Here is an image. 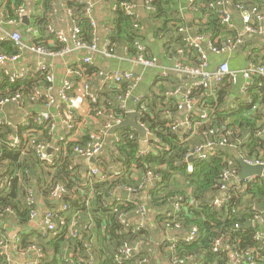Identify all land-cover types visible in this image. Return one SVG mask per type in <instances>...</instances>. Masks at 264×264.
Segmentation results:
<instances>
[{
    "label": "trees",
    "instance_id": "trees-1",
    "mask_svg": "<svg viewBox=\"0 0 264 264\" xmlns=\"http://www.w3.org/2000/svg\"><path fill=\"white\" fill-rule=\"evenodd\" d=\"M16 1L15 6L18 7L21 1ZM40 1L42 14L36 18V22L39 27L44 28L49 23L46 21L48 13L54 11L55 0ZM64 1L66 7L74 13V18L82 30V39L87 43L92 42V30L85 16L84 0ZM112 1L116 4L115 19L109 34V51L112 54L120 47H126L128 54L137 55L134 43L141 41L146 44L150 32L163 41L167 56H176L179 48L187 47L186 34L180 32L179 27L183 25L185 31L191 34L189 22L179 18L180 7H186L196 16L191 22L196 27L195 35H191H209V43L216 47H221L223 43H234L241 35L222 24L218 11L210 7L216 0H195L194 3L188 0H154L151 5L155 10L148 14V32L142 29L144 23L137 14L129 16L121 7L123 4H135L137 0ZM234 2L236 6L242 4L246 7H259L262 0H253V4L249 0ZM259 39L243 36L244 42L237 53H246L249 61L264 65V50L259 49L260 46L264 48V44ZM0 51L15 54L17 48L13 42L8 41L0 44ZM148 52L151 53L149 50ZM190 64L198 65V57H191ZM85 69L86 72H82L87 76L95 77L99 74V70L90 65L85 66ZM185 78L190 80L189 76H185L183 80L177 79L183 82ZM156 79V82L163 81L158 77ZM3 81L0 86V100L18 92L25 94L24 97L27 98L33 94L34 87L47 84L38 76L12 86ZM178 81L171 85L168 82L166 86H155L143 98V104H140L139 121L153 134L151 145L156 153L141 149L137 131L131 128L122 129L116 135L119 140H108L98 161V167L109 177L108 180H87L84 166H72L69 158L76 146H82L92 138L87 137L68 144L66 151L57 156L55 165L53 164L56 171L41 192L43 197L54 200L51 192L54 187L62 185L68 191L59 199L55 210H52L56 216L57 229L49 233L48 237L35 231L23 233V250L32 246L40 248L45 255L41 264H71L67 259L73 264H82L92 257L95 260L97 257L103 259H98L97 264H119L115 259L119 248L125 242H135L143 232L133 231L134 228L127 232L121 216L137 211L141 202L139 195L144 189L143 180L151 172L161 179L154 189L147 190L149 205L155 209L158 223L164 229L167 225L172 228H177L178 225L183 231L192 230L194 227L198 229L194 241L180 242L175 246L171 257L176 262L191 258L186 261L187 264H234L233 260L237 259L241 264H249L246 254L252 253L255 264H264V180L231 183L226 193L229 200L221 206L215 205V200L222 195L221 186L227 169L238 173V161L241 158L264 160V138L258 136L264 128V77L254 76L245 93L241 90L242 83L236 86L228 80L214 86V94L211 95L202 88L196 90L193 100H197L199 106L204 105L211 115L195 135L187 133L184 128L174 131L169 126L171 120L179 116L181 109L176 96L167 98L164 93L169 89L182 87ZM127 88L128 84L125 83L103 89L97 96L94 112L106 110L115 117H125L126 114L117 110L115 99L124 96ZM232 96H235L234 100H231ZM38 103L44 105L42 100L36 102ZM192 119L199 121L198 116L193 115ZM11 134L12 129L0 128L2 139L5 140ZM206 138L213 144L206 158L188 161L187 157L202 146ZM29 144L31 146L32 141ZM62 145L60 143L59 147L63 148ZM25 149L28 152L24 153ZM190 163L193 166L192 173L188 171ZM0 164L6 166L2 179L8 182L6 188L0 191V221L11 217L18 226H27L31 212V207L26 203L27 191L35 176L31 175V171H36L38 184L42 182L44 179L39 178V174L49 175L42 169L44 162L33 149L25 145L21 149L12 150L1 144ZM110 168L119 169L121 174L110 175ZM19 172L22 174L20 177L17 176ZM176 177L183 178L186 187H181V179L177 180ZM170 183L175 185L173 190L169 189ZM125 188L135 191L131 199L117 200L116 192ZM189 190L190 194L187 193ZM176 203L180 205L177 210ZM63 206L68 209L62 211ZM249 222L254 224L248 226ZM73 229L79 231L77 237L72 235ZM5 235L6 231L0 224V242ZM217 242L221 245L217 246ZM237 254H241L242 258H238ZM146 256L145 253L138 254L135 251L133 260L124 264H138ZM0 264H9L2 247Z\"/></svg>",
    "mask_w": 264,
    "mask_h": 264
},
{
    "label": "crops",
    "instance_id": "crops-1",
    "mask_svg": "<svg viewBox=\"0 0 264 264\" xmlns=\"http://www.w3.org/2000/svg\"><path fill=\"white\" fill-rule=\"evenodd\" d=\"M21 1V0H19ZM95 5V13L94 17L97 22V46L98 51H88V50H82L74 52L68 56H55V57H47V56H37L34 53H32L28 49H23L21 51V59L18 62V64L15 66V68L18 70H26L28 67L36 68L38 64L40 63H48L54 68L55 73V90H54V98L56 101L55 106L52 108L53 112H57L60 110L63 106V103L60 102V90L62 89L63 82L67 79L73 80L77 83V89L74 92V95H81L86 98V90L84 86L88 87L89 92H91L93 95L98 96L99 93L106 87L110 86H121L125 83H122L121 85H117L114 82H112L110 75L114 70H131L136 73L145 74L144 81L138 85V87L135 89V92L133 93V96L125 100V94L122 97H117L115 99V103L117 104V110L120 112L122 111V106H125L126 110L129 111H137L139 110V105H137L138 99H143L146 94L153 90L156 87L166 86L167 83H177L179 78L177 74L172 73L170 74V77L168 79H165L163 81H157V71L152 72H143V69L138 66L135 63L136 55H130L128 54V48H121L114 54H112V57H106L103 54V50L106 47L107 41L109 42V34L111 32V25L115 19V11H116V4L112 0H92ZM183 1V0H180ZM235 0H225V3L223 5V8L226 10H229L232 15V24L235 28V32L243 34L244 32V22H243V13L237 8ZM250 3H254L253 0H249ZM17 3L16 0H0V44L8 43V41H1L2 37H7L12 35L13 33H19L22 36L23 42L27 47L36 46V44H42L46 45L45 47L49 48L52 51H55L56 49H60V47H56V42L52 38L51 34L48 33V26H52L54 29L58 31H64L66 33H70L73 29V22L71 18L68 15V8L66 7V3L64 0H55L54 4V11H51L48 13V17L46 21L49 23L45 25L44 28L39 27V25L36 22V18L39 17L42 14V7H41V1L38 0V2H32L27 7V11L22 18L21 21L18 20L17 15L15 13L16 9L19 7H16L15 4ZM22 2L18 5H21ZM135 5L137 6V15L142 19L144 26L142 29L147 30L149 28L150 20L148 19V14L153 13L152 11L147 10L146 8V0H137ZM246 9L252 8L253 6L246 7L243 5ZM258 7V6H257ZM259 7L261 11L264 13V0L259 4ZM258 7V8H259ZM180 14L179 18H183L184 22H189V30H191L189 33L194 34L196 27L192 25V20L196 19V16L189 12V10L184 7H180ZM15 21V22H11ZM30 26L34 27V32L29 33L28 28ZM183 26V25H182ZM194 27V28H193ZM149 39L146 42H142L147 49L151 52L150 54L153 56H156L159 61L161 68L160 69H169L170 71L173 69V60L169 56H167L164 43L159 38H156L152 33L148 32ZM209 37V38H207ZM249 38H254L251 36H247ZM258 39V38H257ZM262 44H264V37L259 39ZM204 47H208L210 36L207 35L204 37ZM10 42V41H9ZM93 42V39H92ZM90 42V43H92ZM259 49L262 51L264 50L263 46H260ZM5 51V50H3ZM17 52H19L17 50ZM1 54H11L8 52H1ZM114 55V56H113ZM90 57L93 60V65L91 67H94L99 70V74L95 77H90L85 75L84 72L85 66H87L83 60L84 58ZM247 54L243 52L237 51L233 54H230L228 56L224 55H217V54H210V61H211V67L215 69L218 67L223 61H227L230 65L231 70H243L247 66ZM71 69L74 71H84L83 77L77 76L76 74H72ZM33 76V75H32ZM180 79V78H179ZM5 80V77L3 76V71L0 67V82ZM181 80V79H180ZM192 81V77H190V80L187 78L184 79L183 82L178 81V83H181L182 87H176L175 89H169V91H176L179 90L180 94L176 95V98L179 99V105L183 107L185 104V97L184 94L187 91V89L190 86V83ZM4 82V81H3ZM243 84V80L239 82V84ZM237 86V85H236ZM238 88V87H237ZM239 89V88H238ZM98 98V97H97ZM235 96L231 97V100H234ZM117 100V101H116ZM199 103L197 100H194L193 103H191L189 106H184L179 116L175 118V120H178L179 122H185L188 117L191 116H198L195 114V111L199 109ZM94 105H92L88 100H85L84 105L77 110L75 114V125L76 128L73 131L72 136H75L78 138V141L87 138L92 140H98L101 139L105 143V147L100 154L98 158H96V162L92 163L90 160H79L80 165L84 166V171H88L90 169H93L94 167H98V161L100 160L101 156L104 153L105 148L107 147L108 140L111 138H114L115 141L118 137L116 135L118 134L117 131L114 134H111V130L108 131L106 136H102V132L105 130V126L109 124L110 122H114V119L116 118L113 113H108V111H104L102 116H96V113L94 112ZM46 111L45 103L44 105L42 103L33 104L30 101H27L26 104H23L22 106H19L17 104H8L4 111L0 113V122H10L12 124L13 134L14 136H20L19 133L22 131L20 126L23 122H25L29 116L35 117L38 116L40 113ZM131 112V113H132ZM124 113V112H123ZM125 114V113H124ZM130 114V113H128ZM122 118V123L126 119L127 115ZM139 115V113H138ZM119 117V116H117ZM171 120L172 118L169 117ZM139 121V118H138ZM121 123V124H122ZM140 124V121H139ZM120 125V124H119ZM141 125V124H140ZM118 126V125H117ZM14 127V128H13ZM116 127V126H115ZM59 131L53 135H48L47 130H41L39 131L35 136V140L32 141V144H44L47 146L48 153L52 155L53 164L55 165V160L57 156L62 154L63 151H58L59 148V141L58 138L60 136H64L66 129L65 125L59 124L58 125ZM199 128V127H198ZM198 128L194 130L192 135H195ZM133 129V128H131ZM134 130V129H133ZM21 134V133H20ZM8 138V137H7ZM7 138L4 140L0 137V145L4 144ZM154 140V137H152V141ZM147 139H143L140 137V146L141 149L145 152L152 151L153 146L151 145V142ZM155 151V150H154ZM71 160V158H69ZM43 170L48 173L49 175H44L42 173L39 174V178H42V182L38 184V178L36 176V171L33 169L31 171V175L33 176V182L31 184V187L28 191H32L34 194V197L37 201V205L39 207L41 216L39 220H37L34 224H30V221L27 226L21 227L18 226L16 223V220L14 218H6L4 221H0V224L2 228L6 231V237L1 241L6 243L5 249L2 247L3 250H5L6 255L9 260V264H25L27 262H33L37 259V253L36 250H41L40 248L32 246L29 247L26 250H23L21 246V235L25 232H32L35 231L37 233H40L41 227L44 225V214L51 212L52 210H55V207H57V200L48 199L46 197H43L41 192L46 187V185L51 181L52 174L56 171V169L52 166H49L47 164H44ZM0 179H2L3 174L6 170V166L0 164ZM101 170V168H100ZM103 172V170H101ZM110 175L113 174H121V171L116 168H110L109 169ZM18 177L22 176V174L19 172L17 174ZM148 174L143 180L144 189L141 190L140 193V205L134 213H127L123 214L121 216L123 225L126 226L127 232L133 231H142L141 236L138 240L135 242H132V246L134 247L135 251H137L138 254L145 253L147 254L146 259L148 260V264H180L176 262L173 257H171V253L173 252L175 246L180 242H186V238L188 237L189 231H183L181 228H172L171 226L167 225L165 229L162 227L160 223L157 221L156 211L153 209L149 204V197L147 190L154 189L157 184L160 182V177H153L152 179H147ZM177 180H180L181 187H186V184L184 183L183 178L176 177ZM4 180V179H3ZM170 190H173L175 188V185L173 183H170ZM174 186V188H173ZM173 188V189H172ZM125 189H120L116 192L115 197L117 200L121 199H131V196L133 194ZM145 190V191H144ZM174 193V192H173ZM188 194L191 193V190L187 192ZM126 194V196H124ZM222 198V195L219 196ZM218 197V198H219ZM145 208L146 212L142 214L141 208ZM175 210H177V203L175 204ZM258 220L260 218H257ZM250 223V222H249ZM248 223V224H249ZM254 224V222H251ZM87 224H84L86 226ZM89 228V227H88ZM86 229V227H85ZM94 237V235H93ZM263 238V237H262ZM97 237L95 236L94 241H96ZM170 244V247H169ZM221 245V243H220ZM90 250V249H89ZM103 260L99 257L94 259L92 257L88 262L82 263V264H97V260ZM68 261V259L66 260ZM234 264H241L239 260L235 259L233 260ZM187 264V263H186Z\"/></svg>",
    "mask_w": 264,
    "mask_h": 264
},
{
    "label": "built area",
    "instance_id": "built-area-1",
    "mask_svg": "<svg viewBox=\"0 0 264 264\" xmlns=\"http://www.w3.org/2000/svg\"><path fill=\"white\" fill-rule=\"evenodd\" d=\"M154 0L146 1V8L149 11H154L155 9L152 7L151 3ZM190 3H194L195 0H188ZM22 4L16 9L15 13L19 21L24 17L27 7L32 2H38V0H21ZM86 4L85 16L89 20V24L92 30L93 42L87 43L82 39V30L78 26L76 19L74 18V13L71 9H68V15L73 22V29L68 34L64 31H58L54 29L52 26H48V33L51 34L52 38L56 42V47H60V49H56L55 51L50 50L45 47L46 45L36 44V46L27 47L22 39L21 34L13 33L10 36L2 37L1 41H10L13 42L15 47L19 52L15 54H1L0 55V67L3 71V76L5 77V81L8 85L12 86L18 84L23 81H29L38 76L43 78V81L47 83L46 85H37L34 87L33 94L24 97L25 94L18 92L13 95H9L0 100V113H2L5 107L8 104H17L22 106L26 104L27 101H30L33 104H36L39 100H42L45 103L46 111L40 113L38 116L31 117L23 122L20 126L21 128V136H12L9 135L7 140L5 141V145L12 150L21 149L24 145L28 148L33 149L37 156L40 158L44 164L49 166L53 165V157L48 153L47 146L44 144H32L30 146L29 141L35 140L34 136L41 130H47L48 135H53L59 131L58 125L62 124L66 126V131L64 136H60L58 138L59 143L63 144V148H58V151H66V148L69 143L78 142V138L72 136L73 131L76 128L75 125V114L77 110H79L85 103V100H88L92 105H96L98 102L97 96L93 95L89 92L88 87H85L86 90V98L81 95H74V92L77 89V83L73 80L67 79L63 82L62 89L60 90V102L63 103V106L57 112H53L52 108L55 106L56 101L54 98V90H55V73L54 68L48 63H40L36 68L28 67L26 70H17L15 66L20 61L22 55L21 51L23 49H28L32 53L37 56H47V57H55V56H68L74 52L88 50V51H98L97 46V22L94 17L96 5L92 0H84ZM225 0H216L214 4H211L210 7L216 9L220 14L222 24L226 25L230 30H235L232 24V15L229 10L223 8ZM122 9L129 16H135L137 14V6L135 4H123ZM237 8L243 13V22H244V32L240 35V38L236 42L223 43L221 47H216L213 44L209 43L208 47H204V37L203 36H193L188 34L185 31L183 26L179 27V31L183 34H186L185 43L186 48H179L177 50V55L174 57H170L173 60V69L170 71L169 69H160V61L156 56L151 55L148 52L147 47L141 42L136 41L133 45L134 49L137 51L135 63L143 69V72H156L159 80H165L170 77V74L175 73L177 76L183 80L185 76L192 77V81L190 83L189 88L184 94L185 104L184 106H189L193 103V93L196 90L204 89L208 92L209 95L214 94L213 87L221 85L228 80L233 85H238L241 80H243L242 84V92H246L247 87L251 84L252 78L254 76L264 77V65L255 64L249 60H247V66L243 70H231L230 65L227 61H223L218 67L213 69L211 67L210 54L224 55L228 56L230 54L235 53L239 46L243 44V36H251L256 38L264 37V13L260 8L252 7L246 9L242 4L238 5ZM15 22V21H11ZM34 27L30 26L28 28V32H34ZM110 43L107 41L106 47L103 50V54L106 57H112V53L109 51ZM192 53V54H191ZM114 56V55H113ZM198 57L199 64L192 65L190 64L191 57ZM83 62L86 65H93V60L90 57L84 58ZM72 74H76L77 76L83 77V72L74 71L71 69ZM33 75V76H32ZM145 74L136 73L131 70H114L110 78L112 82L117 85H121L122 83L128 84V88L125 94V100L130 99L135 92V89L138 87L140 83L144 81ZM2 83L0 82V86ZM179 93V90L176 91H166L164 93L165 97L171 98L175 97ZM143 104V99H138L137 105ZM181 105L180 109L183 108ZM125 106H122V111L125 114L131 113L132 111L126 110ZM137 112V111H133ZM96 116H102L103 110H97ZM139 116H141V111L138 110ZM195 114L198 115L199 121H194L192 116L188 117L185 122H179L178 120H171L169 126L177 131L178 128H184L187 133L193 134L194 130L200 127L202 124L207 122L210 119L211 112L204 106L201 105L199 109L195 111ZM121 117H116L114 122H110L105 126V130L102 132V136H106L108 131L114 128L115 126L122 123ZM141 124V123H140ZM149 135L153 137V134L149 131L148 127L145 124H141ZM12 127L10 122H0V128ZM14 128V127H13ZM258 136L264 138V128L258 133ZM28 139H30L28 141ZM188 140L190 137L187 138ZM116 140H119L117 138ZM26 142V143H25ZM25 143V144H24ZM212 143L206 138L204 144L194 150L191 153L187 160H193L195 158L199 160H204L206 156L209 154L210 149L212 148ZM105 147V143L98 140H90L83 144L82 146H76L73 149L72 154L70 155L72 166H77L79 160H90L92 158H98L102 153ZM24 153L28 152V150H23ZM66 154V152H65ZM141 155H144L142 153ZM244 159V158H241ZM248 165H263L264 160H252V159H244ZM189 173L193 172V166L191 163L188 166ZM119 174H113V176H117ZM239 172L237 173L235 170L227 169L224 173L223 183L221 186L222 198H217L215 200L216 206H221L226 201L229 200V196H227L228 189L233 182H239ZM154 177L153 173H148L147 179H152ZM109 177L105 175L99 167H94L90 169L86 173L87 180L96 179L98 181H107ZM236 179V180H235ZM256 178L252 177L249 180L244 181V183H248L254 181ZM264 180V174L261 178ZM241 182V181H240ZM8 182L6 180L0 179V191L6 188ZM127 191L130 193L135 192L131 188H127ZM52 197L54 200H59L64 194L68 191L65 186L58 185L54 187L52 190ZM26 203L29 207H31L30 212V224H34L37 220H39L41 213L39 207L37 205V201L34 197L33 192L27 191ZM180 208V205L177 203V209ZM68 208L66 206L62 207V211H66ZM142 214L146 212V209L141 208ZM9 211V210H8ZM44 225L41 227L40 233L43 237H48L49 233L55 232L57 229L56 216L54 212H48L44 214ZM259 218V217H257ZM73 226L75 224L73 223ZM178 227V225L176 226ZM198 234V229L194 227L188 237L186 238V242H192L195 240ZM74 237L79 235V231L74 230L72 232ZM217 246H220V242H217ZM0 247L5 249L6 243L0 242ZM36 249V247H35ZM37 259L33 262H27L25 264H41L45 259V255L42 250H36ZM135 249L131 243L125 242L118 250L115 255V259L119 264H124L125 262L132 261L134 258ZM247 261L249 264H255L253 254L247 253ZM238 258H242L241 254H237ZM191 258H188L186 261H189ZM186 261H180V264H186ZM73 264L71 260H68ZM138 264H148V260L145 258L141 260Z\"/></svg>",
    "mask_w": 264,
    "mask_h": 264
},
{
    "label": "water",
    "instance_id": "water-1",
    "mask_svg": "<svg viewBox=\"0 0 264 264\" xmlns=\"http://www.w3.org/2000/svg\"><path fill=\"white\" fill-rule=\"evenodd\" d=\"M209 38V37H207ZM139 115L137 112H132L127 115L124 122L116 127H114L111 130V134H114L115 132L125 129V128H133L135 131H137L141 138L147 139L149 141H152V136L148 134L147 130L139 124L138 121ZM149 151H152L151 149ZM156 153V151H152ZM92 163L96 162L95 158L91 159ZM240 170H239V180L241 182H244L246 180H249L250 178L254 177L256 179H261L264 174V166L263 165H248L244 159H239L238 161ZM126 196V194L124 195ZM253 224L250 222L248 226H252Z\"/></svg>",
    "mask_w": 264,
    "mask_h": 264
}]
</instances>
